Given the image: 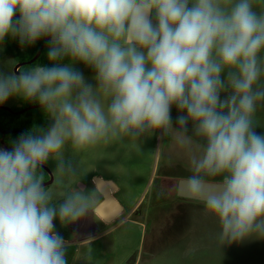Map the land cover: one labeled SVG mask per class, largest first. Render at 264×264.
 <instances>
[{"label": "clouds", "instance_id": "clouds-1", "mask_svg": "<svg viewBox=\"0 0 264 264\" xmlns=\"http://www.w3.org/2000/svg\"><path fill=\"white\" fill-rule=\"evenodd\" d=\"M259 0H0V42L47 39L48 65L0 71V104H39L50 123L0 147V264H69L56 230L98 205L66 149L174 134L191 175L181 195L204 199L220 243L264 239V8ZM67 61V62H65ZM77 64L91 68L89 82ZM175 108L177 115L173 117ZM194 139L197 140L193 149ZM56 161L70 187L50 189ZM57 189L59 199H57ZM91 256L86 257L90 260Z\"/></svg>", "mask_w": 264, "mask_h": 264}, {"label": "rangeland", "instance_id": "rangeland-1", "mask_svg": "<svg viewBox=\"0 0 264 264\" xmlns=\"http://www.w3.org/2000/svg\"><path fill=\"white\" fill-rule=\"evenodd\" d=\"M257 8H264V0H259ZM18 64L17 51L8 36L0 42V71L16 72L20 70ZM81 66L76 65L79 69ZM82 72L95 83L92 69ZM0 106L22 108L24 100L11 97ZM172 115H177L175 108ZM256 120L262 127L257 131H264V105L258 106ZM196 143L194 139L193 149ZM65 157L75 161L84 183L93 172L114 177L121 185L127 184L130 203L139 204L133 216L126 214L99 239L107 243L105 252L116 257L119 264H264V239L252 237L223 246L217 220L206 210V202L181 198L176 191L174 195L157 191L163 188L159 187L160 177L182 180L191 175L188 151L177 144L174 134L161 140L153 136L138 141L124 138L101 142L79 152L68 148ZM44 166L60 177L55 172L56 161L50 160ZM219 180L209 178L208 182ZM56 230L62 235L59 228Z\"/></svg>", "mask_w": 264, "mask_h": 264}, {"label": "crops", "instance_id": "crops-1", "mask_svg": "<svg viewBox=\"0 0 264 264\" xmlns=\"http://www.w3.org/2000/svg\"><path fill=\"white\" fill-rule=\"evenodd\" d=\"M80 69L87 70L91 69L86 66H81ZM81 70V71H82ZM49 170V169H48ZM56 172V171H55ZM49 173L52 175L51 171L49 170ZM80 173V172H79ZM49 174V175H50ZM58 175V173H57ZM53 181L51 184L47 185L49 188H57V182L59 180H63L64 183L60 187H70V178L65 177H56L52 175ZM95 178H100L103 181L106 182L105 188L107 191L112 193V196L115 198V200L121 205L122 212L121 214L113 221L108 222L102 217H100L96 213L92 216L83 218L80 221H77L74 224H69L66 226H62L60 222L57 220L55 221L56 228H59L62 236L69 240L70 247L68 251V259L69 264H119L118 259L116 257L111 256L112 254L106 253L105 244L104 242H99L100 238L102 237V234L110 228L111 226L115 225L122 217H124L126 214L133 216V214L136 212V209L139 204L130 203V189L128 188L127 184H120L114 177H104L103 175L99 174V172H93L90 176L89 180L84 183L82 180V176L79 174L75 179H79L78 182L82 186H84L88 191H91L95 188V195L98 197V205L103 201V194L99 187L97 186L95 182ZM72 180L71 183H75L76 181ZM159 181H161V186L163 187L162 190L160 188L157 189L158 192H165L168 194H175L177 192L176 188V182H179L180 180H176L175 178L171 177H160ZM109 182L113 183L115 190H112V186L109 184ZM50 188V189H52ZM176 188V189H175ZM176 191V192H175ZM125 193V196H121ZM122 199L124 202L122 203L120 199ZM57 199H59V190L57 189ZM126 205H125V204ZM97 205V206H98ZM112 211V206H110L107 209L106 214L108 215L109 212ZM91 256L90 260H86V257ZM127 264H132L131 262Z\"/></svg>", "mask_w": 264, "mask_h": 264}, {"label": "trees", "instance_id": "trees-1", "mask_svg": "<svg viewBox=\"0 0 264 264\" xmlns=\"http://www.w3.org/2000/svg\"><path fill=\"white\" fill-rule=\"evenodd\" d=\"M11 40L13 41V45L17 51L18 63H24L32 60L38 53V50L43 44V42L45 41V39H41L33 45L22 46L19 43L18 39H14L11 37ZM36 64H40V65L49 64V61L47 59V45L44 48L41 56L34 63L23 65L22 67H20V70L30 68ZM33 105H38V104L24 101V106L22 108H15L13 109V111L18 112L24 108ZM49 123H50L49 119L47 118L46 114L41 110V108L31 109L23 114H14L7 110L0 109L1 128L4 131H14V133L8 135H3L0 133V147L10 148L11 142L16 140L18 136L21 134L18 131L25 133L34 127H47ZM2 140L4 143H2ZM43 170H44L43 175H44V183H45L47 180H49V175L45 169Z\"/></svg>", "mask_w": 264, "mask_h": 264}, {"label": "water", "instance_id": "water-1", "mask_svg": "<svg viewBox=\"0 0 264 264\" xmlns=\"http://www.w3.org/2000/svg\"><path fill=\"white\" fill-rule=\"evenodd\" d=\"M47 45V39H45V41L43 42V44L41 45V47L39 48L38 50V53L36 54V56L30 60V61H27V62H24V63H19L17 68L19 67H22L23 65H26V64H31V63H34L42 54L44 48L46 47ZM18 73V70L16 71ZM36 108H40L39 104L38 105H33V106H30V107H27V108H24L22 109L21 111H18V112H14L11 108H8V107H4V106H0V109H4V110H7L11 113H14V114H23L31 109H36ZM19 133H23L21 131H18ZM0 133L3 134V135H8V134H12L14 133V131H4L1 126H0ZM43 169L48 170V168L46 166L43 167ZM51 176V179L46 182V186L51 184V182L53 181V178H52V175L50 174ZM183 180L185 179H182L178 182V186H177V195L181 198H184V199H189V198H186L185 196L181 195L182 191H183ZM95 182L97 184V186L99 187V189L101 190L102 194H103V201L96 207V213L102 217L103 219H105L106 221L108 222H111L113 220H115L122 212V207L121 205L115 200V198L112 196V193L107 191V189L105 188V184L106 182L103 181L102 179L100 178H95ZM109 184L112 186V190H115V187L113 185V183L109 182ZM219 192V187L217 186V183L215 182H208V184L206 185L205 187V190H204V199H190V200H196V201H202V202H205L206 199H209V198H212L214 195L218 194ZM112 206V211L108 213V215L106 214L107 212V209Z\"/></svg>", "mask_w": 264, "mask_h": 264}, {"label": "flooded vegetation", "instance_id": "flooded-vegetation-1", "mask_svg": "<svg viewBox=\"0 0 264 264\" xmlns=\"http://www.w3.org/2000/svg\"><path fill=\"white\" fill-rule=\"evenodd\" d=\"M46 172L48 173V175L50 174L47 170H46ZM51 179V176L49 175V180ZM49 180H47L46 182H48ZM45 182V183H46Z\"/></svg>", "mask_w": 264, "mask_h": 264}]
</instances>
